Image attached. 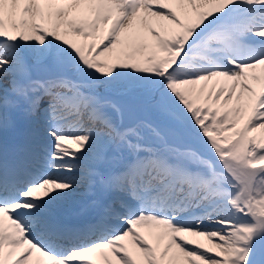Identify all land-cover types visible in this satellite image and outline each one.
<instances>
[{
  "label": "snow or ice",
  "instance_id": "6c2138e0",
  "mask_svg": "<svg viewBox=\"0 0 264 264\" xmlns=\"http://www.w3.org/2000/svg\"><path fill=\"white\" fill-rule=\"evenodd\" d=\"M33 254L264 264V0H0V264Z\"/></svg>",
  "mask_w": 264,
  "mask_h": 264
},
{
  "label": "bare ground",
  "instance_id": "6f19581e",
  "mask_svg": "<svg viewBox=\"0 0 264 264\" xmlns=\"http://www.w3.org/2000/svg\"><path fill=\"white\" fill-rule=\"evenodd\" d=\"M29 264H35V254H33L32 258H30Z\"/></svg>",
  "mask_w": 264,
  "mask_h": 264
}]
</instances>
